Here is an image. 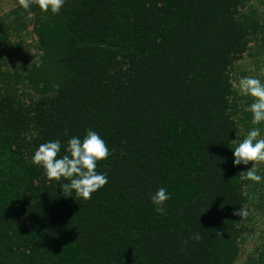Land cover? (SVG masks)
<instances>
[{
	"label": "trees",
	"instance_id": "obj_1",
	"mask_svg": "<svg viewBox=\"0 0 264 264\" xmlns=\"http://www.w3.org/2000/svg\"><path fill=\"white\" fill-rule=\"evenodd\" d=\"M251 43L264 53V14L242 0H65L58 14L17 0L0 15V264H234L247 226L233 213L264 187L233 163L256 128L232 81ZM88 129L108 182L65 197L69 181L31 157L59 140L61 158Z\"/></svg>",
	"mask_w": 264,
	"mask_h": 264
},
{
	"label": "clouds",
	"instance_id": "obj_2",
	"mask_svg": "<svg viewBox=\"0 0 264 264\" xmlns=\"http://www.w3.org/2000/svg\"><path fill=\"white\" fill-rule=\"evenodd\" d=\"M65 0H18L19 6L29 9L32 4L37 5L41 11L58 14ZM239 94L242 96H251L253 103L245 111L252 113V124L258 125L264 122V83L255 77H243L238 82ZM67 135V130L65 131ZM260 137V129L253 128L248 131L246 137L238 146L235 147L234 165H248L250 162L252 167L246 171V175H241V180H251L260 182L262 177L257 174V165L264 163V138ZM61 150V142L59 140L49 141L41 144L31 157L34 165L43 168L48 180L60 181L62 178L68 183H63L60 188L65 197L72 196L75 192L76 198L90 200L92 193L103 187L107 181V173H97V163L105 160L110 155V151L106 142L100 135L88 129L86 135L80 137H71L67 141L65 154L58 158ZM155 211L159 214H165V203L170 199V194L166 188H159L150 197ZM233 215L246 218L249 212L246 208H239L234 211ZM217 235H221L217 232ZM200 241L202 237L199 233L193 234L190 238ZM185 244L188 243L186 240Z\"/></svg>",
	"mask_w": 264,
	"mask_h": 264
},
{
	"label": "rangeland",
	"instance_id": "obj_3",
	"mask_svg": "<svg viewBox=\"0 0 264 264\" xmlns=\"http://www.w3.org/2000/svg\"><path fill=\"white\" fill-rule=\"evenodd\" d=\"M242 3L244 6L248 4V6L253 7L254 10L258 11V14H264V0H242ZM16 5L17 0H0V15L6 13ZM31 28V25L27 26L28 32L24 36V41L28 44V46L31 45L30 55H34V47L32 44L35 41V36L32 33ZM13 60L14 57L12 56V61ZM243 77H255L264 83V53L257 51V47L253 45V43H251L248 51L243 55V57L234 63L232 69V81L237 94L242 104L246 103L247 107H250L253 103V98L251 96L240 95L237 87L239 80ZM249 118L250 122H252V113ZM260 124L264 125V122H261ZM260 124L255 125V127L257 128ZM247 131L249 130L242 127V136L238 140V144L246 137L248 133ZM261 133L264 134V129ZM260 136V138H264L261 134ZM251 167V162L248 165H244L245 169H249ZM257 168L258 175L263 177L264 163L257 165ZM250 199L251 202L248 206L249 215L244 218L247 228L239 241V252L234 264H253L259 261L260 253L264 254V187L256 196L250 197ZM259 204H262V207L259 206ZM249 258L253 259V261L249 262Z\"/></svg>",
	"mask_w": 264,
	"mask_h": 264
}]
</instances>
